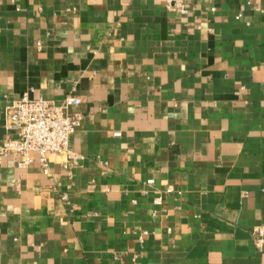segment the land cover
Here are the masks:
<instances>
[{"label": "crops", "instance_id": "0c3cea01", "mask_svg": "<svg viewBox=\"0 0 264 264\" xmlns=\"http://www.w3.org/2000/svg\"><path fill=\"white\" fill-rule=\"evenodd\" d=\"M185 8L0 0V137L24 91L82 113L47 172L1 158L0 264H264V0Z\"/></svg>", "mask_w": 264, "mask_h": 264}, {"label": "built area", "instance_id": "2783aa9c", "mask_svg": "<svg viewBox=\"0 0 264 264\" xmlns=\"http://www.w3.org/2000/svg\"><path fill=\"white\" fill-rule=\"evenodd\" d=\"M167 7L185 12V0H165ZM81 98L67 94L61 102L44 96H31L24 91L6 107L5 128L13 129L0 137V161L8 153L19 155L17 165L24 167L36 160L44 172L48 171V157L68 150L71 132L80 124L82 113L78 109ZM71 158L75 154L69 153ZM169 190V188L167 189ZM155 202H159L156 198ZM255 247L264 251V223L251 230Z\"/></svg>", "mask_w": 264, "mask_h": 264}, {"label": "water", "instance_id": "95a60500", "mask_svg": "<svg viewBox=\"0 0 264 264\" xmlns=\"http://www.w3.org/2000/svg\"><path fill=\"white\" fill-rule=\"evenodd\" d=\"M5 132V129L4 128H0V135ZM8 132H12L14 134V130L13 129H8Z\"/></svg>", "mask_w": 264, "mask_h": 264}]
</instances>
